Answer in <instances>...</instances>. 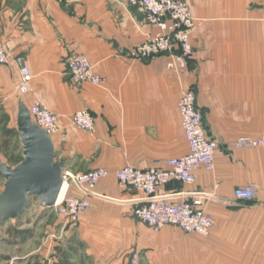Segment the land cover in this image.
Segmentation results:
<instances>
[{
    "label": "crops",
    "instance_id": "1",
    "mask_svg": "<svg viewBox=\"0 0 264 264\" xmlns=\"http://www.w3.org/2000/svg\"><path fill=\"white\" fill-rule=\"evenodd\" d=\"M188 3L197 18L194 52L185 67L174 70L168 62L170 53L180 51L176 44L169 53L133 55L134 45L163 30L126 0H0V43L13 56L23 55L33 73L29 92L22 94L17 64H0V113L10 116L7 126L18 129L20 102L29 107L40 101L59 115L52 139L64 170H109L75 225L93 261L117 264L140 250L153 260L171 243L169 229L158 232L136 218L135 208L146 195L121 185L116 172L125 165L166 168V158L189 151L178 102L192 89L206 133L218 144L215 169L198 170L194 183L172 181L157 191L176 201L201 197L214 217L210 233L200 234L193 246L198 259L186 264H264V150L235 147L241 136L264 134V0ZM76 53L91 61L103 85L71 79L67 61ZM79 109L94 114L92 132L72 124L71 115ZM12 140L21 141L13 155L24 158L20 136ZM0 155L18 165L2 147ZM4 181L0 174V191ZM245 185L256 191L251 200L235 195ZM70 193L79 194L74 187ZM36 204L43 207L38 198Z\"/></svg>",
    "mask_w": 264,
    "mask_h": 264
},
{
    "label": "built area",
    "instance_id": "2",
    "mask_svg": "<svg viewBox=\"0 0 264 264\" xmlns=\"http://www.w3.org/2000/svg\"><path fill=\"white\" fill-rule=\"evenodd\" d=\"M126 3L141 12L147 21L163 30V33L134 45L133 55L139 58H149L169 53L176 44L180 51L170 53L169 67L174 70L185 67L187 58L191 57L194 52L191 36L197 23V18L188 0H126ZM12 60L17 64L21 73L18 90L22 94L28 93L33 73L26 65L24 56L21 54L13 56L6 46L0 43V64L9 63ZM67 65L68 74L75 83L103 85L105 82L84 54L71 55ZM178 106L189 151L178 157L166 158L163 161L166 168L157 165L149 168L125 165L116 172V176L121 185L141 190L146 195L144 201L135 208L134 213L138 220L140 219L155 230L172 224L188 233L208 235L215 222L214 217L203 206L201 197L192 201H176L166 194L157 193L159 188L172 181L194 183L198 170L205 169L210 172L215 169L216 165L215 155L218 151V144L206 133L203 111L197 105L196 91L186 89L179 99ZM28 108L32 120L51 137L57 133L59 115L56 112L40 101H35ZM71 122L88 132L95 129V116L88 109H79L73 113ZM235 147H260L264 150V134L253 137L241 136L236 140ZM108 174L109 170L104 167L79 173L70 170L63 171V182L66 183L65 194L63 199L53 207L63 226L80 221L81 215L91 206V195L94 194L99 179ZM71 187H74L79 194L70 193ZM234 192L239 200H251L256 194L251 185L240 186Z\"/></svg>",
    "mask_w": 264,
    "mask_h": 264
},
{
    "label": "rangeland",
    "instance_id": "3",
    "mask_svg": "<svg viewBox=\"0 0 264 264\" xmlns=\"http://www.w3.org/2000/svg\"><path fill=\"white\" fill-rule=\"evenodd\" d=\"M12 109L14 111L12 117H14L17 110L16 103L13 105ZM4 113L5 111L2 110L0 118ZM9 121L10 116L7 124ZM3 137L4 134L0 124V143H2ZM20 144L21 141L17 140L16 144L11 146L10 153L18 154L17 151ZM2 158L4 160L6 159L3 155ZM36 200L37 198H33L32 203L24 212L25 219H22L19 226L20 229L23 228L32 231L29 240L24 242L23 240L20 241L19 238L13 239L11 234L7 231L6 224L10 221L15 222V220L10 219L0 225V264H48L53 258L51 256L52 252L65 244L69 237L77 239L75 233L76 224H66V226H63L56 210L53 208H40L36 204ZM164 229L170 230L168 237L171 239V243H169V245H164V248H160L158 252H156L158 254L154 255L153 260H150L152 257L149 259L145 254L144 256L141 255V252H146V250H140V252H131L132 254L127 261L117 264H186L187 261H192L194 263L199 256L195 257L193 246L200 234L186 233L178 226L170 224L164 227ZM153 230L155 229L153 228ZM155 231L160 232V230ZM189 247H191L192 250H190ZM81 254H85L84 247L81 248L79 252V255ZM74 263L109 264L101 263L97 260L93 261L88 255L81 256L76 259Z\"/></svg>",
    "mask_w": 264,
    "mask_h": 264
},
{
    "label": "water",
    "instance_id": "4",
    "mask_svg": "<svg viewBox=\"0 0 264 264\" xmlns=\"http://www.w3.org/2000/svg\"><path fill=\"white\" fill-rule=\"evenodd\" d=\"M18 111L17 125L24 158L20 164L12 166L0 155V173L5 178V188L0 191V223L22 215L33 198H39L44 208H53L65 185L64 163L56 160L51 135L32 120L24 102L19 103Z\"/></svg>",
    "mask_w": 264,
    "mask_h": 264
},
{
    "label": "trees",
    "instance_id": "5",
    "mask_svg": "<svg viewBox=\"0 0 264 264\" xmlns=\"http://www.w3.org/2000/svg\"><path fill=\"white\" fill-rule=\"evenodd\" d=\"M2 109V108H0ZM9 120V115L4 113V115L0 118V124L2 126V131L4 134L3 141L1 143V147L5 151L7 155H9L10 160L14 164H19L23 159V156H16L12 153L9 154V150L13 145V138L19 135V131L17 128H9L7 126V121ZM1 174V173H0ZM25 213H22L18 218L15 219L14 223H11L7 226V231L11 234L13 239L19 238L20 241L29 238L32 235L31 230L20 229V223ZM15 241V240H14ZM85 246L83 241L77 240L74 237H69L65 244L61 247L57 248L52 252V261L48 264H75V260L80 258L81 256H86L87 254L79 255L81 248ZM88 257H90L88 255ZM91 258V257H90Z\"/></svg>",
    "mask_w": 264,
    "mask_h": 264
},
{
    "label": "bare ground",
    "instance_id": "6",
    "mask_svg": "<svg viewBox=\"0 0 264 264\" xmlns=\"http://www.w3.org/2000/svg\"><path fill=\"white\" fill-rule=\"evenodd\" d=\"M65 190H66V183H65V185H64V188H63V191H62V193H61V195H60V201L63 199V196H64V194H65Z\"/></svg>",
    "mask_w": 264,
    "mask_h": 264
}]
</instances>
